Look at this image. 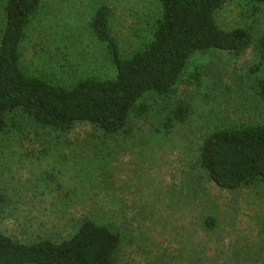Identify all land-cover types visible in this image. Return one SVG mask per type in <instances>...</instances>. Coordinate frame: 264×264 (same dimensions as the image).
Masks as SVG:
<instances>
[{
    "label": "rangeland",
    "instance_id": "obj_1",
    "mask_svg": "<svg viewBox=\"0 0 264 264\" xmlns=\"http://www.w3.org/2000/svg\"><path fill=\"white\" fill-rule=\"evenodd\" d=\"M100 4L111 9L124 56L152 37L157 0H42L21 45L23 70L63 84L114 77L88 24ZM216 19L224 29L249 30L250 47L238 57L220 50L191 55L169 96L149 94V110L130 114L127 133L104 134L89 123L60 132L9 113L0 131V191L8 198L2 232L24 242L58 241L89 218L120 232L117 264H264V184L223 190L197 162L208 133L264 119L257 85L264 65L251 71L264 3L236 0ZM179 101L189 115L167 130L164 120ZM206 215L216 220L212 230L203 227Z\"/></svg>",
    "mask_w": 264,
    "mask_h": 264
},
{
    "label": "trees",
    "instance_id": "obj_2",
    "mask_svg": "<svg viewBox=\"0 0 264 264\" xmlns=\"http://www.w3.org/2000/svg\"><path fill=\"white\" fill-rule=\"evenodd\" d=\"M160 16L152 37L123 55L111 29V9L100 4L89 21L92 35L104 45L116 74L110 78L85 76L71 84L55 83L27 73L21 67V45L26 29L39 11L42 0H5L0 34V131L7 127V115L19 111L36 124L68 132L78 123H89L104 134L127 133L129 116L143 115L149 94L169 96L191 55L215 50L240 56L252 44L249 30L222 28L217 13L236 0H157ZM262 4L264 0H243ZM259 62L264 65V31L257 38ZM264 100V76L258 81ZM189 107L179 101L164 120L171 130L184 122ZM199 167L217 187L234 191L252 184H264V119L256 124L221 127L202 140ZM8 198L0 191V210ZM212 215L203 227L212 230ZM119 231L84 218L75 231L62 240L38 237L24 242L0 229V264H117L115 254L121 244Z\"/></svg>",
    "mask_w": 264,
    "mask_h": 264
}]
</instances>
